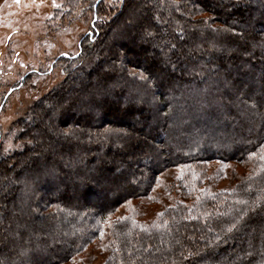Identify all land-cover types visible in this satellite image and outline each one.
Returning <instances> with one entry per match:
<instances>
[{
	"label": "trees",
	"instance_id": "obj_1",
	"mask_svg": "<svg viewBox=\"0 0 264 264\" xmlns=\"http://www.w3.org/2000/svg\"><path fill=\"white\" fill-rule=\"evenodd\" d=\"M104 1L84 6L78 53L12 126L0 264H66L107 224L103 264H264V0ZM211 162L245 172L215 189L198 176ZM171 168L176 201L148 223L113 218Z\"/></svg>",
	"mask_w": 264,
	"mask_h": 264
},
{
	"label": "rangeland",
	"instance_id": "obj_2",
	"mask_svg": "<svg viewBox=\"0 0 264 264\" xmlns=\"http://www.w3.org/2000/svg\"><path fill=\"white\" fill-rule=\"evenodd\" d=\"M94 1L0 0V157L17 147L13 143L16 132L12 126L25 116V108L63 78L61 68L64 61L76 56L80 41L89 33L94 18L91 9L84 10V6ZM120 3L121 0H105L100 6L116 8ZM256 33L262 34L263 30L257 29ZM146 56L149 57V54ZM107 69L104 66V70ZM36 123L34 119L26 127ZM137 123L127 125L109 121L105 125L133 132L134 137L140 139H149L150 136L145 135ZM9 132L10 136H6ZM32 142H37L33 136L26 143L31 145ZM31 151V154L38 155V150ZM14 171L13 166L5 174H0V191H4L3 182ZM244 172V168L237 164L211 162L200 168L198 176L203 184L212 182L215 189L227 190L234 186L236 178ZM180 176V168L164 171L157 177V184L149 196L122 207L113 218L132 213L140 223L152 221L178 199L176 192L179 186L176 185L175 191L173 182ZM108 227V224L104 226L99 236L66 264H103L109 253Z\"/></svg>",
	"mask_w": 264,
	"mask_h": 264
},
{
	"label": "water",
	"instance_id": "obj_3",
	"mask_svg": "<svg viewBox=\"0 0 264 264\" xmlns=\"http://www.w3.org/2000/svg\"><path fill=\"white\" fill-rule=\"evenodd\" d=\"M100 1V0H97V2Z\"/></svg>",
	"mask_w": 264,
	"mask_h": 264
},
{
	"label": "snow or ice",
	"instance_id": "obj_4",
	"mask_svg": "<svg viewBox=\"0 0 264 264\" xmlns=\"http://www.w3.org/2000/svg\"><path fill=\"white\" fill-rule=\"evenodd\" d=\"M254 106V105H253Z\"/></svg>",
	"mask_w": 264,
	"mask_h": 264
}]
</instances>
